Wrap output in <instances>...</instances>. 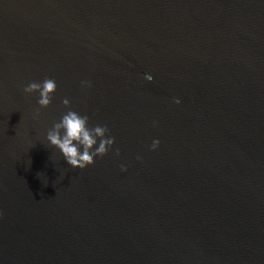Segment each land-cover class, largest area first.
<instances>
[{"label": "water", "instance_id": "water-1", "mask_svg": "<svg viewBox=\"0 0 264 264\" xmlns=\"http://www.w3.org/2000/svg\"><path fill=\"white\" fill-rule=\"evenodd\" d=\"M65 98L115 138L84 171ZM0 264H264V0H0Z\"/></svg>", "mask_w": 264, "mask_h": 264}, {"label": "clouds", "instance_id": "clouds-1", "mask_svg": "<svg viewBox=\"0 0 264 264\" xmlns=\"http://www.w3.org/2000/svg\"><path fill=\"white\" fill-rule=\"evenodd\" d=\"M148 82L153 81V76L145 74ZM83 88H91L90 81H82ZM27 95L38 94L35 117L40 115L39 109H47L52 104V99L57 92V83L51 78H46L42 82H30L24 89ZM176 104H180V99H175ZM63 107L67 109L58 122H54L52 127L46 133L47 144L62 155L64 161L73 169L84 171L95 165L96 159L103 158L115 146V138L111 135L106 125L96 124L90 126L88 115H82L73 110L69 99L62 101ZM160 146L159 140H154L151 150L156 151ZM115 154L119 156V150ZM139 159V157H138ZM121 171L126 172L127 168L121 166Z\"/></svg>", "mask_w": 264, "mask_h": 264}]
</instances>
